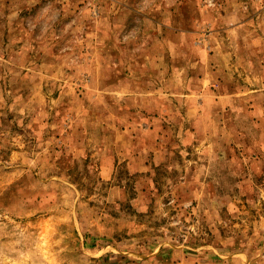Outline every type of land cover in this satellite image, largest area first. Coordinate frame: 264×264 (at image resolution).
Returning <instances> with one entry per match:
<instances>
[{"label":"rangeland","instance_id":"1","mask_svg":"<svg viewBox=\"0 0 264 264\" xmlns=\"http://www.w3.org/2000/svg\"><path fill=\"white\" fill-rule=\"evenodd\" d=\"M0 264H264V0H0Z\"/></svg>","mask_w":264,"mask_h":264},{"label":"crops","instance_id":"2","mask_svg":"<svg viewBox=\"0 0 264 264\" xmlns=\"http://www.w3.org/2000/svg\"><path fill=\"white\" fill-rule=\"evenodd\" d=\"M113 2H116V1H113ZM118 3L120 4V6H123L122 2H120V1H119ZM126 5H127V4H126ZM117 31H118V30H117ZM110 32H111V31H110ZM110 32H109V34H108V35H110V36H111V35H112V32H111V33H110ZM104 43H105V42H104Z\"/></svg>","mask_w":264,"mask_h":264}]
</instances>
